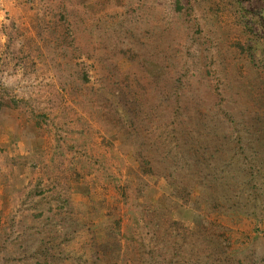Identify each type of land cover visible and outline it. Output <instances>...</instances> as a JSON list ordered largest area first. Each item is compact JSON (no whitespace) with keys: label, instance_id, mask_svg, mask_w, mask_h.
<instances>
[{"label":"rangeland","instance_id":"374dc122","mask_svg":"<svg viewBox=\"0 0 264 264\" xmlns=\"http://www.w3.org/2000/svg\"><path fill=\"white\" fill-rule=\"evenodd\" d=\"M0 264H264V0H0Z\"/></svg>","mask_w":264,"mask_h":264}]
</instances>
